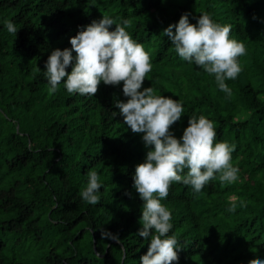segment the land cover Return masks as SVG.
I'll return each mask as SVG.
<instances>
[{"label":"trees","instance_id":"16d2710c","mask_svg":"<svg viewBox=\"0 0 264 264\" xmlns=\"http://www.w3.org/2000/svg\"><path fill=\"white\" fill-rule=\"evenodd\" d=\"M185 11L193 23L208 12L245 43L243 70L226 81L231 95L164 34ZM104 14L130 18L127 30L150 52L144 86L183 99L177 136L203 114L217 140L236 145V181L214 176L198 193L173 181L161 198L180 247L172 264H253L264 257V0H0V264H139L148 249L133 186L147 148L114 102L128 99L124 81H102L95 94L70 93L61 81L49 93L43 71L54 48L71 47L78 26ZM93 169L103 182L94 204L81 195Z\"/></svg>","mask_w":264,"mask_h":264},{"label":"clouds","instance_id":"9594fccd","mask_svg":"<svg viewBox=\"0 0 264 264\" xmlns=\"http://www.w3.org/2000/svg\"><path fill=\"white\" fill-rule=\"evenodd\" d=\"M191 16L185 11L178 22L164 29V34L183 60L214 74L218 87L231 95L233 90L226 81L243 70L239 57L247 51L245 43L230 35L231 25L215 21L208 12L196 16L195 23ZM129 24L128 17L117 22L116 17L104 14L78 26L77 33L70 37L71 47L54 48L43 71L49 93H55L61 81L68 92L78 94H95L102 81L117 86L124 81L123 94L128 99L114 102L124 123L132 131L142 133L147 148L133 174V186L143 200L138 234L149 239L139 264H172L179 260L180 247L176 236L169 234L173 227L172 210L161 198L168 196L173 181H182L197 193L214 176L221 182L236 181L240 173L239 166L232 163L236 145L217 140L215 122L203 114L191 115L183 134H175L171 126L185 113L184 101L158 94L154 84L144 86L152 69L151 55L127 30ZM5 27L10 33L19 30L12 19L5 22ZM86 175L81 195L94 204L101 199L103 182L94 169ZM236 208L233 202L228 210L235 212ZM107 233L112 238L119 236L110 230ZM253 264H264V257Z\"/></svg>","mask_w":264,"mask_h":264}]
</instances>
